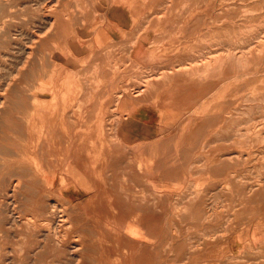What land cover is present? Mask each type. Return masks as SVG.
Wrapping results in <instances>:
<instances>
[{"label": "rangeland", "instance_id": "rangeland-1", "mask_svg": "<svg viewBox=\"0 0 264 264\" xmlns=\"http://www.w3.org/2000/svg\"><path fill=\"white\" fill-rule=\"evenodd\" d=\"M47 1L0 0V264H93L97 233L91 230L97 218L84 208L100 203L88 201L96 193L114 194L117 211L128 196L143 194L150 219L181 227L196 264L205 258L206 264H264V0H225L209 8L208 0H162L160 15L146 9L140 16L145 23H130V33L109 29L113 44H121L117 51L72 58L50 49V28L42 22L52 16ZM98 1L95 16L103 28L108 7ZM70 8L75 14L82 9ZM116 10L110 17H117ZM148 15L153 17L147 21ZM166 16H172L170 23L186 18V29L175 21L169 29L160 28L157 23ZM139 36L151 48L159 47L152 53L147 46L141 53L144 59L155 54L158 64L134 61L133 41ZM109 58L116 69L110 75L104 62ZM113 81L118 89L109 88ZM121 89L147 104H166L164 119L150 124L148 170L138 169L141 130L130 142L133 147L125 148L115 134V124L124 117L116 120L108 112L104 121L96 115L98 120L89 124V109L99 108L92 98L120 97ZM65 108L68 121L81 114L74 121L76 133L62 124ZM157 177L161 181L153 185ZM79 178L87 184L75 186ZM157 191L182 195L159 201L153 196ZM206 240L213 241L207 254Z\"/></svg>", "mask_w": 264, "mask_h": 264}, {"label": "crops", "instance_id": "crops-1", "mask_svg": "<svg viewBox=\"0 0 264 264\" xmlns=\"http://www.w3.org/2000/svg\"><path fill=\"white\" fill-rule=\"evenodd\" d=\"M106 6L108 8L105 10H109L110 3L106 2ZM119 25L120 28L115 25L113 26L121 31L126 30L125 32H129L131 28L128 22H126L125 25ZM138 41L135 47L132 48L134 61L136 60L138 65L145 67L147 66L145 61L149 62L148 65L150 67L158 64V62L153 63L157 60L155 57L158 56L152 54L155 51L149 46L147 40L141 37ZM147 46L151 48L152 53L148 55L149 59H144L141 57V53L147 50ZM118 84L117 81L109 83V88L118 89ZM135 98L130 96L118 98L113 95L93 98L95 102L91 104L94 106L98 105L99 108H92V110H89L92 114L95 113L94 110L97 112L95 114V120H98L96 115L100 118L99 120H105L104 118L107 117L108 112H110L109 115H115L117 117H115L116 120L120 119V117H124V120L117 121V124H115V134L125 148L132 146L130 144L132 138L138 135V130L142 131L143 137L140 142L143 143V145L138 146L137 151L141 150L143 170H148L150 166L148 164L149 159L146 158V152H148L146 147H148L149 144H146V140H148L150 136V124L152 121L164 119V110L162 108H165L166 104L161 102L165 105L162 107L163 105L160 104V102L147 104L144 101H140L145 99L138 100V98ZM187 99L188 96L183 97V102ZM121 110H126L128 113H122ZM116 111L117 113L115 114ZM74 119L76 118L74 117ZM76 120H78V118ZM88 120H90V118ZM123 147L121 146L119 148ZM69 148L81 147H79V145H72ZM163 152H165V150H163ZM157 179L158 182H152L154 183L153 185L161 181V177H157ZM179 195H182V193H169L163 191L153 193V196L159 201L166 199L170 201ZM113 196L115 195L108 193L93 194V197L88 201H99L100 203L95 204V207L92 205V208L89 207L91 204H87L84 208L87 215H92L94 211L92 216L95 220L97 218V225H94L95 232L97 233V241H94L96 247L94 249L95 252L92 254L94 255V258H92L93 264H196L193 252L187 251L190 240L187 239L186 235H182L181 227L178 228L175 225L162 224L160 220L156 218L150 219L148 216L150 209H148L147 199L143 194L142 196L136 197L133 195L132 197L128 196L127 203L120 204L121 209H118V211L114 209ZM115 210L117 212H115ZM123 217L125 221H122ZM255 242L256 241L253 240L251 243L255 245ZM230 245L232 247V245H235V242L232 244L230 243ZM212 248L213 241L206 240L203 242L202 249L204 252ZM87 261L88 260L85 259V263ZM203 261L207 262V259L205 258ZM205 262L201 264H206Z\"/></svg>", "mask_w": 264, "mask_h": 264}, {"label": "bare ground", "instance_id": "bare-ground-1", "mask_svg": "<svg viewBox=\"0 0 264 264\" xmlns=\"http://www.w3.org/2000/svg\"><path fill=\"white\" fill-rule=\"evenodd\" d=\"M96 1H98V0H87V1H85V4H89V6H83V5H85L83 2H82V0H74V2H71V0H49V1H47V2H49V6L48 7H50L49 9L51 10L50 12H51V14L50 15H52L51 17H50V19L48 18V19H42V22H43V20H45L44 22H47V24L49 25V26H47V27H49L50 28V30H49V34H48V42H49V44H51V47H50V49H51V51L53 52V53H55V54H57V55H63V56H65V57H71L72 58V56H77V54H90V55H94L95 56V54L96 53H99V54H105V53H109V54H111V53H113L114 51H117V49H118V47L121 45H118V47H117V45H115V44H113V40H115V38H113L114 36H115V34H111L110 36L107 34V33H110V28H113L114 26L113 25H115V26H118L119 28H120V25L119 24H122L121 23V20L120 19H123L124 18V21H125V23L126 22H128L129 23V26H131L130 25V23H133V24H138L137 26H139L140 24H142L141 22H142V20L140 19V16H141V14H144L145 13V11H146V9L148 10V9H150V12L151 13H149L150 15H160V11H159V7H162V6H164L165 4L162 2V0H99L98 2L101 4V6L102 7H104V6H106V2H109L110 3V9L109 10H106V11H108V12H106L103 16H105V19H107L108 20V25L107 26H105V27H101L100 25H99V21L97 20V15H96V13H98L99 12V7H98V3H97V6H96ZM177 1V0H176ZM215 1V2H214ZM208 0V1H206L205 2V5H206V7H213L214 5H215V3L218 5V6H223L224 4H225V0ZM232 1V0H231ZM31 2H32V0H31ZM43 2H44V0H43ZM47 2L45 3V6L47 5ZM179 2V1H178ZM199 2V1H198ZM229 2H230V0H229ZM34 3V2H33ZM33 3H31V4H29V5H32ZM37 3V2H36ZM188 3H189V1H188ZM72 4H74V7H75V9H77L76 7H80V8H82L80 11H82V12H77L78 14H75V13H72V12H70L69 11V9H71L70 7H71V5ZM37 5V4H36ZM39 5H41V4H39ZM76 5V6H75ZM44 7V6H43ZM175 7H176V5H175ZM34 8V7H33ZM117 9L116 11H117V13H115L114 11H113V13L114 14H116L117 15V17H110V13L112 12V10L113 9ZM45 9V8H44ZM163 9V8H162ZM35 10H37V9H35ZM39 10V9H38ZM158 10V11H157ZM49 11V10H48ZM47 11V12H48ZM78 11V10H77ZM168 11V10H167ZM39 12V11H38ZM45 12V11H44ZM74 12V11H73ZM119 12V13H118ZM32 13H34V12H32ZM190 13V12H189ZM48 14V13H47ZM39 15V14H38ZM96 15V16H95ZM101 15V14H100ZM146 15V14H145ZM150 15H148V17L150 16ZM162 15V14H161ZM164 15V14H163ZM166 15V14H165ZM172 15V14H171ZM189 15V14H188ZM188 15H186V16H188ZM261 15V14H260ZM36 16V15H35ZM153 16H150L148 19H147V21L151 18V17H153ZM42 17V16H41ZM41 17L39 18V20L38 21H41L40 19H41ZM146 17V16H145ZM144 17V18H145ZM170 17H172V16H170ZM170 17H168V16H166V17H164V18H161V20L157 23V22H155V23H157V24H160V28L163 26H166L167 27V29H169V27L168 26H170V25H173L172 23L174 22V24H176V23H178L179 25H181L182 26V29L184 30V29H186V27L185 26H187L188 25V23H187V19L186 18H176V20H173V22L172 23H170V21H171V19L172 18H170ZM43 18V17H42ZM116 20H115V19ZM147 18V17H146ZM101 19V18H100ZM126 19V20H125ZM35 20V19H34ZM37 20V19H36ZM106 20V21H107ZM191 20V19H190ZM193 20V19H192ZM33 21V20H32ZM103 21V20H102ZM131 21V22H130ZM34 22V21H33ZM37 23V22H36ZM143 23H145L144 22V20H143ZM33 24H35V23H33ZM32 24V25H33ZM44 24V23H43ZM41 25V24H40ZM105 25V24H104ZM122 25H124V24H122ZM145 25V24H144ZM148 25V24H147ZM36 26V25H35ZM38 26V25H37ZM42 27V26H41ZM45 27V26H44ZM46 27V28H47ZM34 28V27H33ZM48 28V29H49ZM137 28V27H136ZM146 28V27H145ZM35 29V28H34ZM37 29V28H36ZM42 29V28H41ZM45 29V28H44ZM47 29V30H48ZM116 29V28H115ZM139 29V28H138ZM149 29V28H148ZM151 29V28H150ZM38 30V29H37ZM46 30V31H47ZM136 30V29H135ZM36 31V30H35ZM144 31V30H143ZM148 31V30H147ZM40 32H41V30H40ZM48 32V31H47ZM158 32V31H157ZM7 33V32H6ZM45 33V32H44ZM130 33V32H129ZM40 34H42V32L40 33ZM141 34V33H140ZM140 34H138V35H140ZM24 35V34H23ZM47 35V34H46ZM127 35V34H126ZM137 35V36H138ZM30 37H31V35H30ZM43 37V36H42ZM85 37H89V38H91V40H87V39H85ZM126 37V36H125ZM40 38V37H39ZM141 39V37L139 36V38L137 39V40H135V41H133V42H136V43H138L139 41L138 40H140ZM31 40H33V37H32V39ZM88 41V43H87V41ZM130 41V40H129ZM124 42H126V41H124L123 40V44H124ZM257 44V43H256ZM124 46V45H123ZM122 46V47H123ZM127 46V45H126ZM130 47V46H129ZM129 47H127V48H129ZM134 47H135V45H134ZM133 47V48H134ZM121 48V47H120ZM126 48V47H125ZM125 48H123V50H126ZM153 48V50L155 51V49H158L159 47H152ZM155 48V49H154ZM22 49V48H21ZM177 49H181V48H177ZM26 51V50H25ZM25 51H24V53H25ZM61 51H62V53H61ZM127 51H129V50H126V52ZM131 52V51H130ZM31 53V52H30ZM25 55V54H24ZM130 55H131V53H130ZM86 56V55H85ZM99 57H100V55H99ZM85 58V57H84ZM246 58V57H245ZM58 59V58H57ZM60 59V58H59ZM100 59V58H99ZM105 58H103V60H104ZM63 60V59H62ZM24 61V60H23ZM64 61V60H63ZM105 63L107 62V65H106V67H108L109 68V70H108V68L106 69L107 70V72L109 71H113V69H115V66H114V61H111L110 60V58L109 59H107V61H104ZM195 63V62H194ZM35 64H37V63H35ZM118 64V63H117ZM196 64V63H195ZM105 65V64H104ZM104 65L102 66V67H104ZM118 67V66H117ZM183 67V66H182ZM113 68V69H112ZM194 68V67H193ZM101 69H103V68H101ZM190 69V68H189ZM105 70V71H106ZM182 70H184V69H182ZM102 71V70H101ZM104 71V70H103ZM115 71H116V69H115ZM39 72V71H38ZM37 72V73H38ZM109 72H108V75H110L109 74ZM110 72V73H111ZM102 73V72H101ZM104 73V72H103ZM113 73V72H112ZM111 73V74H112ZM172 73V72H171ZM105 74V73H104ZM25 75V74H24ZM107 75V76H108ZM160 75V74H159ZM158 75V76H159ZM157 77V76H156ZM34 78V77H33ZM150 79V78H149ZM21 80V79H20ZM27 80V79H26ZM29 81V80H28ZM147 81H149V80H147ZM33 82V81H32ZM114 82V81H113ZM18 85H19V83H18ZM17 85V86H18ZM24 85V84H23ZM22 86V85H21ZM20 86V87H21ZM15 87H16V84H15ZM145 87H147L146 85H145ZM140 89H142V88H140ZM89 90H92L91 88H89ZM122 90V89H121ZM119 91L118 93H121L120 94V97H118V98H122V97H124L125 95H126V91ZM22 91V90H21ZM133 91V90H132ZM13 92H15V91H13ZM99 92V91H98ZM137 92H138V90H137ZM30 93V92H29ZM96 94V93H95ZM115 95V94H114ZM95 96H97V94L95 95ZM93 97V96H92ZM91 97V98H92ZM94 98V97H93ZM92 98V99H93ZM38 99V98H37ZM116 105V104H115ZM118 106V105H117ZM30 107V106H29ZM38 107V106H37ZM31 108V107H30ZM29 108V109H30ZM112 108V107H111ZM89 109V108H88ZM22 110V109H21ZM24 110V109H23ZM84 110V109H83ZM82 110V111H83ZM91 110V109H90ZM66 108H65V112L62 114V116L60 117L61 118V120H62V124H63V122H67V123H69L70 125H69V127H68V129H71V130H74L75 131V133H76V130H78V128H79V126H75V120L78 118H80V116H81V114H80V112H77V115L75 116V120L74 121H70V119H69V121H68V115L66 114ZM71 111V110H70ZM86 111V110H85ZM85 111H84V113H85ZM88 111V110H87ZM86 111V112H87ZM38 112V111H37ZM94 112H95V110H94ZM25 113H26V110H25ZM59 113V112H58ZM70 113H72V111L70 112ZM89 113H90V111L88 112V115H89ZM40 113H37V114H34V116L35 115H39ZM47 115L48 114H43V116H46V118L45 119H48L49 120V118L47 117ZM59 115V114H58ZM87 114H86V117L88 116ZM91 115V117H90V120L91 121H89V124L90 123H93L92 121H95V119L94 120H92L93 118H92V114H90ZM89 115V116H90ZM41 116V115H40ZM53 116V115H52ZM51 116V117H52ZM74 116V115H73ZM89 116L87 117V118H89ZM38 117V116H37ZM55 117H58L57 115H54L52 118H55ZM40 118V117H39ZM51 118V119H52ZM69 118H70V116H69ZM94 118H95V115H94ZM117 118V117H116ZM42 119V118H41ZM57 119V118H56ZM86 119V118H85ZM112 119V118H111ZM84 120V119H83ZM60 121V120H59ZM104 121V120H103ZM102 121V122H103ZM115 121V120H114ZM48 122V121H47ZM85 122V121H84ZM54 123V122H53ZM104 123V122H103ZM119 123V122H118ZM55 124V123H54ZM66 123H64V125H65ZM86 124H87V122H86ZM48 125V124H47ZM78 125V124H77ZM80 126H82V125H80ZM103 126H105V125H103ZM50 127V126H49ZM262 127H264V126H262ZM53 128V127H52ZM66 128V127H65ZM86 128V127H85ZM67 129V128H66ZM83 129V128H82ZM91 129V128H90ZM64 130V129H63ZM94 130V129H93ZM117 130V129H116ZM65 131H67V130H65ZM82 131V130H81ZM88 131V130H87ZM103 131H104V129H103ZM50 132V131H49ZM56 132V131H55ZM69 132V131H68ZM90 132V131H89ZM116 132V131H115ZM55 134V133H54ZM93 134V133H92ZM74 135H76V134H74ZM105 135V134H104ZM50 136H52V135H50ZM59 136V135H58ZM71 136H72V134H71ZM84 136V135H83ZM87 136V135H86ZM61 137H62V135H61ZM66 137V136H65ZM68 137V136H67ZM117 137V136H116ZM69 138V137H68ZM95 138V137H94ZM99 138V137H98ZM106 139H108V138H106ZM113 139V138H112ZM76 140V139H75ZM95 140V139H94ZM69 141V140H68ZM90 143V142H89ZM73 144V143H72ZM91 144V143H90ZM113 144V143H112ZM47 145H48V143H47ZM50 145V144H49ZM48 145V146H49ZM109 145H111L110 143H109ZM108 145V146H109ZM70 146H72V145H68V146H66V147H70ZM94 148V147H93ZM100 149H102V148H100ZM117 149V148H116ZM64 150V149H63ZM70 150V149H69ZM72 150V149H71ZM103 150V149H102ZM119 150V149H118ZM90 151V150H89ZM99 151V150H98ZM107 151V150H106ZM116 151V150H115ZM121 151V150H120ZM119 151V152H120ZM70 152V151H69ZM91 152V151H90ZM97 152V151H96ZM101 152V151H100ZM109 152H110V150H109ZM64 153H65V151H64ZM140 153V152H139ZM71 154V153H70ZM87 154V153H86ZM110 154V153H109ZM108 154V155H109ZM138 154V153H137ZM68 157H69V155H68ZM102 157V156H101ZM235 157V156H234ZM226 159V158H225ZM231 159V158H230ZM66 161V160H65ZM92 161H94V160H92ZM96 161V160H95ZM118 162V161H117ZM123 162V161H122ZM225 162H226V160H225ZM120 162H118V164H119ZM137 163V162H136ZM126 164V163H125ZM65 165V164H64ZM58 166V165H57ZM115 166V165H114ZM129 166H130V164H129ZM39 167V166H38ZM53 167V166H52ZM76 167H80V165H76ZM107 167V166H106ZM119 168H120V166H118ZM131 167V166H130ZM140 167L141 168H143V164H142V162H141V166L139 165L138 166V169H140ZM114 168V167H113ZM43 169V168H42ZM102 169V168H101ZM131 169V168H130ZM37 170V169H36ZM118 170H120V169H118ZM144 171V170H143ZM38 172V171H37ZM53 172V171H52ZM65 172V171H64ZM110 172V171H109ZM127 171L125 170V173H126ZM141 172H142V170H141ZM105 173H107V171L105 172ZM130 173H131V171H130ZM136 173H137V171H136ZM143 173V172H142ZM141 173V174H142ZM41 174V173H40ZM56 174H58V173H56ZM109 174H111V173H108V175ZM120 174V173H119ZM127 174V173H126ZM144 175H145V173H144ZM42 176V175H41ZM125 176V175H124ZM133 176V175H132ZM137 177H138V175H136ZM46 177L47 178H50V173H47L46 172ZM109 177H111V176H109ZM136 177V178H137ZM76 178V177H75ZM87 178V177H86ZM117 178L118 177H116L115 179L117 180ZM130 178V177H129ZM84 178H79L76 182L74 181L73 182V184L75 185V186H81V184H87V182H81L82 180H83ZM98 179V178H97ZM110 179V178H109ZM119 179H121L122 180V177L121 178H119ZM118 179V180H119ZM126 179V178H125ZM51 180V179H50ZM64 180H66V179H64ZM143 180V179H142ZM72 181V180H71ZM133 181V180H132ZM139 181L142 183V181L139 179ZM144 182V181H143ZM115 183V182H114ZM51 184H52V182H51ZM66 184V183H65ZM72 185V184H71ZM89 185V184H88ZM91 185V184H90ZM144 185V184H143ZM147 185V184H146ZM140 187H141V185H139ZM138 186V187H139ZM15 187V186H14ZM139 187V188H140ZM145 188V187H144ZM69 189H72V188H69ZM106 189V188H105ZM120 189V188H119ZM73 190V189H72ZM71 190V191H72ZM83 190H79V192H82ZM107 192V191H106ZM125 192V191H124ZM89 193V192H88ZM92 193V192H91ZM122 193V192H121ZM90 194V193H89ZM142 194V193H141ZM91 196V195H90ZM137 196H139V195H137ZM131 197H132V195H131ZM73 198V197H72ZM64 199V198H63ZM71 199V198H70ZM91 199V198H90ZM72 200V199H71ZM70 201V200H69ZM125 202H127V201H125ZM8 203H10V202H8ZM67 203H69V202H67ZM129 203V202H128ZM131 203H132V201H131ZM23 204V203H22ZM72 205V204H71ZM87 205V204H86ZM132 205V204H131ZM54 206V205H53ZM52 206V207H53ZM77 206V205H76ZM141 206V205H140ZM89 207H91V206H89ZM111 207V206H110ZM88 208V207H87ZM65 209V208H64ZM69 209H72V208H69ZM125 209V208H124ZM11 210V209H10ZM77 210V209H76ZM75 210V211H76ZM73 211H74V209H73ZM78 212H79V208H78ZM52 213V212H51ZM61 213V212H60ZM59 213V214H60ZM75 213V212H74ZM86 213V212H85ZM93 213H94V211H93ZM93 213H92V215H93ZM40 214V213H39ZM69 214V213H68ZM67 214V215H68ZM76 214V213H75ZM79 214H80V212H79ZM84 214V213H83ZM43 215V214H42ZM51 215V214H50ZM62 215V214H61ZM86 215V214H85ZM44 216V215H43ZM47 216V215H46ZM45 216V217H46ZM63 216V215H62ZM65 216V215H64ZM71 216V215H70ZM78 216V215H77ZM90 216V215H89ZM2 217V216H1ZM5 217V216H4ZM52 217V216H51ZM54 217V216H53ZM66 217V216H65ZM73 217V216H72ZM71 217V218H72ZM75 217H76V215H75ZM60 218V217H59ZM86 217H84V219H85ZM61 219V218H60ZM87 219V218H86ZM3 220V219H2ZM46 220V219H45ZM88 220V219H87ZM42 221V220H41ZM78 221H79V219H78ZM88 221H90V219L88 220ZM76 222V221H75ZM74 222V223H75ZM19 223V222H18ZM67 223V222H66ZM136 223V222H135ZM28 224V223H27ZM76 224V223H75ZM131 224H133V223H131ZM139 224V223H138ZM88 225H90V224H88ZM208 225V224H207ZM252 225V224H251ZM77 226V225H76ZM81 226V225H80ZM83 226V225H82ZM81 226V227H82ZM86 226V225H85ZM135 226V225H134ZM89 227V226H88ZM140 227V226H139ZM71 228V227H70ZM85 228V227H84ZM93 228V227H92ZM100 228V227H99ZM250 230V229H249ZM91 232H94V235H96L95 234V231H92L91 230ZM75 233V232H74ZM80 233V232H79ZM73 234V233H72ZM78 234V233H77ZM92 234V233H91ZM189 234V233H188ZM79 235V234H78ZM192 235V234H191ZM46 236V235H45ZM55 236V235H54ZM57 236H59V234L57 235ZM65 236V235H64ZM69 236V235H68ZM214 236V235H213ZM67 237V236H66ZM55 238V237H54ZM8 239V238H7ZM78 239L79 238H77V241H78ZM226 240V239H225ZM254 240V239H253ZM65 241V240H64ZM72 242V241H71ZM228 242V241H227ZM252 241L250 240V243H251ZM246 243V242H245ZM4 244V243H3ZM7 244V243H6ZM71 244V243H70ZM76 244V243H75ZM78 244V243H77ZM89 244V243H88ZM257 244H258V242H257ZM69 245V244H68ZM245 245V244H244ZM248 245H249V243H248ZM70 246V245H69ZM252 246V245H251ZM140 247H142V246H140ZM247 247V246H246ZM253 247V246H252ZM261 247H263L264 248V246H261ZM71 248V247H70ZM76 248V247H75ZM99 248V247H98ZM98 248H97V250H98ZM27 249V248H26ZM100 249V248H99ZM39 250V249H38ZM257 250H259V249H257ZM261 250V249H260ZM73 251V250H72ZM78 252V251H77ZM234 252V251H233ZM11 254V253H10ZM6 255V254H5ZM72 255V254H71ZM77 255V254H76ZM90 255H91V253H90ZM8 256V255H7ZM6 256V257H7ZM235 256V255H234ZM73 258H75V257H73ZM72 258V259H73ZM20 259V258H19ZM22 259V258H21ZM89 259V258H88ZM96 259H98V258H96ZM235 259V258H234ZM264 259V258H263ZM75 260V259H74ZM81 260V259H80ZM71 261V260H70ZM69 261V262H70ZM78 261H79V258H78ZM82 261V260H81ZM80 261V262H81ZM21 262V261H20ZM72 262V261H71ZM76 263V262H75ZM74 263V264H75ZM95 263H97V262H95Z\"/></svg>", "mask_w": 264, "mask_h": 264}]
</instances>
